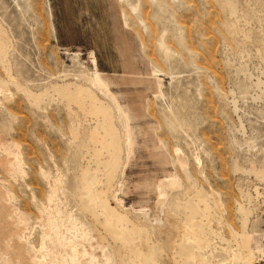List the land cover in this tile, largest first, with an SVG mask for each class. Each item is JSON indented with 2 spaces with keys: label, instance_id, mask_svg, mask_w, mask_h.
I'll list each match as a JSON object with an SVG mask.
<instances>
[{
  "label": "rangeland",
  "instance_id": "obj_1",
  "mask_svg": "<svg viewBox=\"0 0 264 264\" xmlns=\"http://www.w3.org/2000/svg\"><path fill=\"white\" fill-rule=\"evenodd\" d=\"M0 264H264V0H0Z\"/></svg>",
  "mask_w": 264,
  "mask_h": 264
}]
</instances>
